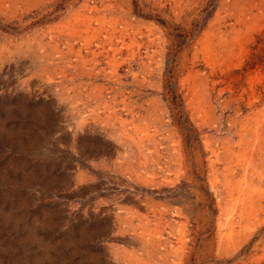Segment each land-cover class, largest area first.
<instances>
[{
	"label": "rangeland",
	"instance_id": "rangeland-1",
	"mask_svg": "<svg viewBox=\"0 0 264 264\" xmlns=\"http://www.w3.org/2000/svg\"><path fill=\"white\" fill-rule=\"evenodd\" d=\"M263 253L264 0H0V264Z\"/></svg>",
	"mask_w": 264,
	"mask_h": 264
},
{
	"label": "bare ground",
	"instance_id": "bare-ground-1",
	"mask_svg": "<svg viewBox=\"0 0 264 264\" xmlns=\"http://www.w3.org/2000/svg\"><path fill=\"white\" fill-rule=\"evenodd\" d=\"M104 25V24H103ZM210 37V36H209ZM224 40V39H223ZM211 41V40H210ZM220 41H221V39H220ZM213 43V42H212ZM216 48V47H215ZM262 227V226H261ZM262 245V244H261ZM262 247H263V245H262ZM264 254V253H263ZM256 257V256H255ZM246 260V259H245ZM254 260H256V259H254Z\"/></svg>",
	"mask_w": 264,
	"mask_h": 264
}]
</instances>
